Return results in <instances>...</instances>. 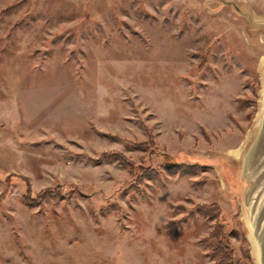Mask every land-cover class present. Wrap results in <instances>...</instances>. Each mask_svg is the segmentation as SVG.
I'll list each match as a JSON object with an SVG mask.
<instances>
[{"label": "rangeland", "instance_id": "rangeland-1", "mask_svg": "<svg viewBox=\"0 0 264 264\" xmlns=\"http://www.w3.org/2000/svg\"><path fill=\"white\" fill-rule=\"evenodd\" d=\"M263 52L264 0H0V264H214L216 221L259 264L241 157ZM109 149L131 173L92 160ZM20 175L62 194L26 205Z\"/></svg>", "mask_w": 264, "mask_h": 264}, {"label": "trees", "instance_id": "trees-1", "mask_svg": "<svg viewBox=\"0 0 264 264\" xmlns=\"http://www.w3.org/2000/svg\"><path fill=\"white\" fill-rule=\"evenodd\" d=\"M250 101L253 103V99H250ZM244 98H238V103L242 104L244 103ZM250 114H248V119ZM147 135L146 141L141 142H133L132 144L143 148L146 146H149V149H152V151H157L154 149V140H153V134L151 133L150 129L144 128ZM164 153V150L161 151ZM101 158H114L118 160L120 163L125 164L128 169L129 173H131V170L133 169V163L121 152L116 149H109V150H101L99 152L98 157L92 159L94 161H98ZM163 167L167 170H174L176 168L182 167V169H185L187 172H195L200 168V165L193 163V164H180L179 162H166ZM142 175L146 176H152V172L150 170H141ZM25 181H26V187L22 195V199L26 205H34L36 204L40 199L47 196H55L56 194H62L61 193V184H58L56 188H51L48 186H45L38 190L35 194L31 193L30 184L28 182L26 175H20ZM69 185H74L73 183H70ZM59 190V191H58ZM196 208L204 213L214 212L218 210L217 203L211 202V203H198L196 204ZM206 237H212L217 239V243L215 244V247L213 248V251L215 253H218L216 259L214 260V264H232L233 263V257H232V247L228 243L226 239H224V233L221 229V225L216 221Z\"/></svg>", "mask_w": 264, "mask_h": 264}, {"label": "bare ground", "instance_id": "bare-ground-1", "mask_svg": "<svg viewBox=\"0 0 264 264\" xmlns=\"http://www.w3.org/2000/svg\"><path fill=\"white\" fill-rule=\"evenodd\" d=\"M260 59H262V57ZM263 82L264 81H262L261 88L259 91L258 110H257L256 116H255L254 122L252 124V127H251V129L248 130V133H247V134H249V136L251 135L250 142L247 144V151H248L250 144L252 143V141H253V139H254V137H255L258 129H259L261 119H262V115H263V111H264V84H263ZM227 152L230 153L231 155H238L239 154L238 153L239 148H237V147L230 148V149H227ZM240 155H241V153H240ZM241 160H242V164H245V168H247V164L245 162V156L244 155L241 157ZM240 179H242V178H240ZM263 185H264V179H261L259 181V185L256 188H253L251 191H248L246 189L245 193L248 196V202L250 203V206H249L248 211L245 208V206L243 207V219H244V223H245L246 230H247V236H248V239L250 240L251 248H252V254H253L256 261L258 260V241H257V234L255 232L254 220H255V215L257 213V210L260 206L261 200L264 197V187H262ZM254 197H255V199H254ZM253 199H254V201H253ZM252 207H253V209H252Z\"/></svg>", "mask_w": 264, "mask_h": 264}, {"label": "water", "instance_id": "water-1", "mask_svg": "<svg viewBox=\"0 0 264 264\" xmlns=\"http://www.w3.org/2000/svg\"><path fill=\"white\" fill-rule=\"evenodd\" d=\"M245 162L248 170L254 174L251 191L259 185L261 179H264V111L259 129L245 154ZM254 226L258 241V261L259 264H264V197L255 215Z\"/></svg>", "mask_w": 264, "mask_h": 264}]
</instances>
